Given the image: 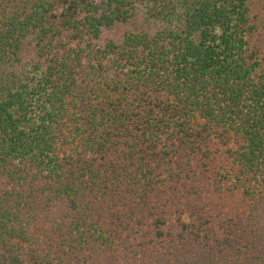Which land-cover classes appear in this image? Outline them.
<instances>
[{
    "label": "trees",
    "instance_id": "obj_1",
    "mask_svg": "<svg viewBox=\"0 0 264 264\" xmlns=\"http://www.w3.org/2000/svg\"><path fill=\"white\" fill-rule=\"evenodd\" d=\"M0 264H264V0H0Z\"/></svg>",
    "mask_w": 264,
    "mask_h": 264
}]
</instances>
